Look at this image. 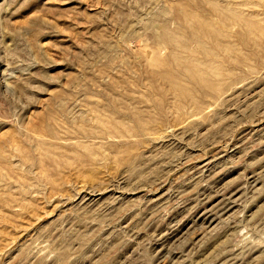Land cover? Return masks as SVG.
<instances>
[{
    "label": "rangeland",
    "instance_id": "374dc122",
    "mask_svg": "<svg viewBox=\"0 0 264 264\" xmlns=\"http://www.w3.org/2000/svg\"><path fill=\"white\" fill-rule=\"evenodd\" d=\"M0 264H264V0H0Z\"/></svg>",
    "mask_w": 264,
    "mask_h": 264
}]
</instances>
